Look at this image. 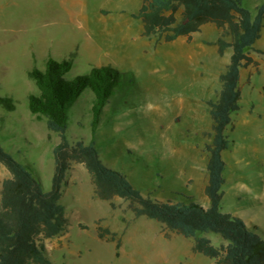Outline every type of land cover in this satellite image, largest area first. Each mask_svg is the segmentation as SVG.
<instances>
[{
    "label": "rangeland",
    "instance_id": "374dc122",
    "mask_svg": "<svg viewBox=\"0 0 264 264\" xmlns=\"http://www.w3.org/2000/svg\"><path fill=\"white\" fill-rule=\"evenodd\" d=\"M139 7L140 0H0V98L13 105L12 110L0 106V146L30 169L44 191L50 189L52 149L59 138L27 108V96L37 92L27 72L44 70L49 57L73 54L66 79L94 67H110L119 76L94 136L93 94L86 89L78 97L69 110V143L93 140L102 163L151 200L189 196L206 208L204 146L211 132L206 101L216 99L230 51L217 55L210 44L218 37L212 24L189 38L155 44L131 16ZM254 47L264 52V21ZM249 55L258 67L241 70L240 108L224 131L220 208L264 233V55ZM8 176L0 164V183ZM59 204L68 226L46 243L53 264H214L191 252V240L136 217L128 201L97 198L81 164H70ZM98 227L113 237L99 238ZM207 237L215 246L223 243L218 235Z\"/></svg>",
    "mask_w": 264,
    "mask_h": 264
},
{
    "label": "trees",
    "instance_id": "16d2710c",
    "mask_svg": "<svg viewBox=\"0 0 264 264\" xmlns=\"http://www.w3.org/2000/svg\"><path fill=\"white\" fill-rule=\"evenodd\" d=\"M131 16L140 21L142 36L154 39L155 44L189 38L199 33L202 26L212 24L218 30V37L210 44L216 46L217 55L222 57L225 51H230L228 63L218 75L220 87L216 99L206 101L211 132L210 143L204 146L208 157L204 194L209 206L204 208L189 196L177 202L151 200L121 173L102 163L93 140L71 145L66 137L70 108L84 90L91 91L94 99L90 128L94 136L101 110L110 102L119 72L110 67H94L88 74L66 79L73 54L61 60L49 57L44 70L33 68L27 72V78L37 90L27 96V108L36 120L44 122L49 133L59 138L52 149L51 185L44 191L30 169L0 146V164L9 175L0 183V264H53L44 242L67 229L68 221L59 200L65 174L73 162L87 171L97 198L118 197L128 201L136 217L159 222L169 232L191 240L192 253L214 264H264L262 230L220 208L225 166L221 153L228 147L224 131L231 114L240 108L241 70L258 67L249 51L264 55L254 47L264 21V0L253 7L244 5L243 0H140L138 11ZM0 106L12 110V100L0 98ZM97 231L99 238L113 237L107 229L98 227ZM209 234L218 235L223 243L213 245L207 237Z\"/></svg>",
    "mask_w": 264,
    "mask_h": 264
},
{
    "label": "crops",
    "instance_id": "0c3cea01",
    "mask_svg": "<svg viewBox=\"0 0 264 264\" xmlns=\"http://www.w3.org/2000/svg\"><path fill=\"white\" fill-rule=\"evenodd\" d=\"M54 239V238H53ZM52 240V239H51ZM47 241H50V240H46L45 242H44V245H45V248H46V251H47V256H49V254H48V249H47V247H46V243H47Z\"/></svg>",
    "mask_w": 264,
    "mask_h": 264
}]
</instances>
